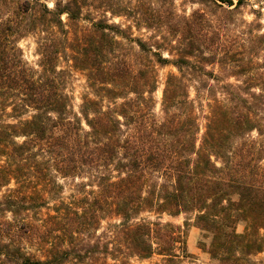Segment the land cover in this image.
Returning a JSON list of instances; mask_svg holds the SVG:
<instances>
[{"label": "trees", "instance_id": "1", "mask_svg": "<svg viewBox=\"0 0 264 264\" xmlns=\"http://www.w3.org/2000/svg\"><path fill=\"white\" fill-rule=\"evenodd\" d=\"M217 1L233 8L216 27L191 14L170 59L138 38L126 43L114 22L82 25L87 0H0V207L13 236L41 253L17 245L23 264H95L97 253L110 257L104 264L154 254L186 264L191 220L221 264H264L251 257L264 253V32L251 22L233 33L223 20L246 0ZM30 33L37 67L19 45ZM198 52L233 74L207 72L214 84L192 98L186 72ZM63 56L86 79L77 109ZM168 64L178 73L166 76L157 112L158 67ZM58 178L73 180L69 196ZM164 214H184V225Z\"/></svg>", "mask_w": 264, "mask_h": 264}, {"label": "rangeland", "instance_id": "2", "mask_svg": "<svg viewBox=\"0 0 264 264\" xmlns=\"http://www.w3.org/2000/svg\"><path fill=\"white\" fill-rule=\"evenodd\" d=\"M231 8H233V6L229 7L217 0H215V3L212 0H87V5L83 9L80 23L84 26H90L93 21L101 19L104 21L107 20L109 23L114 22L126 31L127 36H130L126 41L123 39L126 43H133L135 45L133 40L138 38L147 43L148 46H152L153 50L159 52L164 57L172 59L178 54V42L181 39L179 31L191 14L194 12L206 13L210 18V22H207L204 26L211 25L212 27H216L219 24V16L221 13H224L223 9ZM112 11H116L117 13H113ZM229 20L233 23H230ZM223 22H227L232 32L235 34L238 33V30H242L251 22H254V24L260 23V28L262 32H264V0H246L245 3L237 9L235 14L231 15V17L229 15L227 20L225 19ZM37 40L38 35L30 33L19 41L25 59L34 67H37L40 58L37 50ZM230 43L226 44L231 46ZM210 45L211 44L206 43L201 46L200 50L203 51L205 55H209L211 54L210 49L213 48V46L215 47V44L212 46ZM246 46H248L247 43ZM232 48L234 50L238 49L236 45H233ZM198 55H200V52L196 53V57L192 59L197 67L188 70L190 73L186 72L187 78H190L188 83L190 85L192 98H196L195 92L197 89H199L201 93L206 94L209 88L208 84H214L211 77L207 75V72H213L215 75L217 74L224 77H230V75L233 74L231 69H222L218 63L210 64L206 62V59ZM259 56L261 59H264V50L261 51ZM71 64L72 62L65 56L61 57L59 60V67L67 68L72 73L68 82V91L73 95L75 108L77 109L81 102V95L87 90L86 79L84 73L74 70ZM170 72L178 73L175 66L171 64L158 67V87L154 93L157 112H160L162 90L166 76ZM230 80L234 81V77L231 76ZM58 181L64 186V195L69 196L73 188V180L71 178H58ZM12 186L13 182L9 187ZM7 188L6 186L1 188L0 199L3 197ZM43 211L45 212L46 209ZM185 217L184 214L175 217L164 214L161 220L163 222L168 221L183 226L186 219ZM152 218H154L153 215ZM109 221L110 220L107 219L102 222V227L98 232L99 235H103L102 232L107 230ZM15 224L16 222L13 221L12 214L2 210V207H0V264H23L22 258L15 252L17 245L23 247L24 252L33 253L35 256L41 257L39 245L31 244L27 238L19 237L17 239L13 236L10 228L12 229ZM237 229L238 231H242L244 229V224H239ZM186 232L187 249L190 255L184 258L186 264H221L217 259L212 258L209 252L210 237L196 227L192 220ZM94 239L93 237L92 240ZM104 240L105 238H101L100 242ZM6 246L7 249L5 250L3 247ZM95 257L99 260L95 264H104L105 260L111 262L110 257H106L100 253H97ZM251 257L259 261L264 259V253H258ZM130 261L131 264H165L164 258L158 254H154L146 259L132 257ZM67 264L72 263L70 262Z\"/></svg>", "mask_w": 264, "mask_h": 264}]
</instances>
